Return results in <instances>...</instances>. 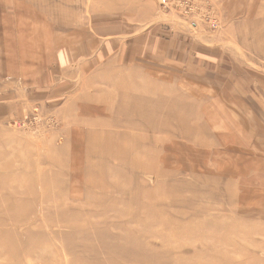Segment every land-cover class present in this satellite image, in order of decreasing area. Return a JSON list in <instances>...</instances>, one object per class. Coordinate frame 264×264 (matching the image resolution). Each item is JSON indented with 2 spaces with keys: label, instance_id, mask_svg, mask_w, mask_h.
Returning <instances> with one entry per match:
<instances>
[{
  "label": "rangeland",
  "instance_id": "1",
  "mask_svg": "<svg viewBox=\"0 0 264 264\" xmlns=\"http://www.w3.org/2000/svg\"><path fill=\"white\" fill-rule=\"evenodd\" d=\"M2 1L9 53L16 24L46 58L67 55L72 38L57 81L73 77L53 104L0 108V244L16 250L7 261L264 264V0H216L214 31L159 0ZM121 4L140 16L131 35L118 32ZM161 35L173 56H155ZM25 90L5 86L0 100Z\"/></svg>",
  "mask_w": 264,
  "mask_h": 264
},
{
  "label": "crops",
  "instance_id": "2",
  "mask_svg": "<svg viewBox=\"0 0 264 264\" xmlns=\"http://www.w3.org/2000/svg\"><path fill=\"white\" fill-rule=\"evenodd\" d=\"M144 2V1H136V0H129L130 2ZM145 3V2H144ZM159 3V2H158ZM7 1L0 0V12L3 9H7ZM124 9L121 11H116L115 14H118V17H120L122 23L120 26V36H127L131 35V25L130 23L138 22L137 18L140 16L134 14L132 11L131 4H121ZM120 6V8L122 7ZM7 11V10H5ZM148 15V14H147ZM153 20H162L165 17L160 13L159 10L155 8V11H152L151 13ZM185 22V21H184ZM187 24V22H186ZM189 24V23H188ZM187 24V25H188ZM18 24H16L15 29V35H16V54H10L9 48L14 43L13 41H9L10 39V29H12V26L10 27L8 22V16L0 15V88H4L5 86L7 88L9 87H25V91H22L21 97L17 92L10 93L9 91L5 94L4 100H0V102H3L0 104V108L3 111H6V113H11L10 111L15 110V107H18V105L12 103L13 100H21L22 105L20 108L22 109L23 105L25 106H33L34 104L40 103L41 101L45 102L48 101L50 104H53L55 102V98L59 95L65 94L70 88H71V82L69 83V80L71 81L72 73L67 75L68 70L64 72V76H60L61 79H63V82H58L57 77L60 73H58V63L63 64L67 61V57L69 60H71V50H72V43L71 40L69 43H67L66 46V54L62 55L61 57L57 58L56 49H54L53 54H49L48 58H46V54L40 53V47L38 46L37 40L35 38L32 39V45H27L26 49V41L24 34L20 32L18 29ZM54 36L55 33V27H52ZM189 31H194L190 27H188ZM198 29V28H196ZM123 30H126L128 32H122ZM158 31V28H157ZM117 32V33H118ZM160 32L163 34L164 31L160 30ZM116 33V32H115ZM72 35V34H71ZM177 34H175L176 36ZM172 34L173 39L175 37ZM72 37V36H71ZM54 38V37H53ZM160 41L154 45V54L155 56L160 57H169L173 56V51L170 50V41L166 38H163V35L160 37ZM27 43H29L27 41ZM40 44V43H39ZM31 48L32 50H28ZM152 49V47H151ZM178 57L182 56L181 54H176ZM11 57V59L9 58ZM16 57V61H14ZM16 62V74H10V67L12 63ZM57 63V64H56ZM53 65H56L55 68H52ZM72 72V71H70ZM82 74V72H81ZM61 81V80H60ZM2 96L0 91V97ZM21 98V99H19Z\"/></svg>",
  "mask_w": 264,
  "mask_h": 264
},
{
  "label": "built area",
  "instance_id": "3",
  "mask_svg": "<svg viewBox=\"0 0 264 264\" xmlns=\"http://www.w3.org/2000/svg\"><path fill=\"white\" fill-rule=\"evenodd\" d=\"M159 4L163 9L175 11L194 28L201 25L213 31L221 28L216 0H159Z\"/></svg>",
  "mask_w": 264,
  "mask_h": 264
},
{
  "label": "bare ground",
  "instance_id": "4",
  "mask_svg": "<svg viewBox=\"0 0 264 264\" xmlns=\"http://www.w3.org/2000/svg\"><path fill=\"white\" fill-rule=\"evenodd\" d=\"M104 95H105V94H104ZM126 95H127V94H126ZM119 97H120V96H119ZM123 98H125V97H123ZM175 118H176V117H175ZM169 119H170V118H167V120H169ZM169 121H170V120H169ZM130 122H131V121H130ZM178 126H179V125H178ZM180 127H181V126H180ZM148 128H149V126H148ZM178 128H179V127H178ZM104 129H106V128H104ZM112 130H113V128H112ZM181 130H182V127H181ZM105 131H106V130H105ZM109 131H110V130H109ZM113 131H114V130H113ZM101 132H104V130H103V131L101 130ZM176 132L178 133L177 130H176ZM181 132H182V131H181ZM179 133H180V131H179ZM108 134H109V133H108ZM108 134H105V135L109 136L110 134H109V135H108ZM181 134H182V133H181ZM105 135H104V137H105ZM183 135H184V134H183ZM111 136H112V134H111ZM111 136H110V137H111ZM179 136H180V135H179ZM110 137H109V138H110ZM124 137H125V136H123V138H124ZM102 138H103V137H102ZM102 138H101V139H102ZM104 139H105V138H104ZM111 139H112V138H111ZM111 139H110V140H111ZM99 140H100V139H99ZM107 140H108V138H107ZM102 142L105 143L104 140H102ZM108 142H109V141H108ZM110 143H111V141H110ZM112 143L114 144L113 141H112ZM113 144H112V145H113ZM134 144H135V146L137 145L136 142H135ZM162 144H163V143H162ZM122 145H123V144H121V146H122ZM113 146H114L115 151H119V149H123V150H125L124 148H120V145H119V144L117 145V149L115 148L116 144H114ZM113 146H112L111 148H113ZM128 148H129V147H128ZM99 151H100V152H104V151H106V149H105L104 151H102L101 149H99ZM126 152H127V149H126ZM122 153H125V152H122ZM161 153H162V152H161ZM149 154H150V153H149ZM144 155H145V153H144ZM128 158H129V157H128ZM167 158H168V156L165 157V155H159V154L157 155V161H158L157 163H160V165L163 166V167L160 166L163 170H165V169L167 168V167H165V166L163 165V164L166 163ZM102 159H103V157H102ZM105 159H106V158H105ZM147 159H148V158H147ZM115 160H116V159H115ZM135 160H136V159H135ZM155 168H156V166L152 167L151 170H155ZM138 171H141V170H138ZM143 171H144V170H143ZM141 173H142V172H141ZM102 175H103V174H102ZM199 175H200V174H199ZM196 176H197V175H196ZM197 177H198V176H197ZM197 177H196V178H197ZM104 184H105V183H104ZM101 186H103V185H101ZM104 187H105V186H104ZM169 189H170V188H169ZM102 190H103V189H102ZM2 217H3V216H2ZM7 217H8V216H7ZM22 217H23V216H22ZM22 217H20V218H22ZM24 218H25V217H24ZM14 221H15V222H17V221L19 222L20 220L14 218ZM55 226H56V225H55ZM57 226H58V225H57ZM3 228H4V227H3ZM17 229H18V228H17ZM26 229H27V228H26ZM26 229H25V230H26ZM17 231H18V230H17ZM21 232H22V231H21ZM21 232H20V234H21ZM174 232H176V231H174ZM3 235H4V233L0 231V236H3ZM8 238H9V236H8ZM2 239H3V238L0 237V240H2ZM6 239H7V238H6ZM22 240H23V239H22ZM0 243H1V242H0ZM16 243H17V242H16ZM18 243H19V242H18ZM41 243H42V242H41ZM2 244H4V240H2ZM6 245H7V244H5L4 246H2V245L0 244V257H2V256L4 255V257H5V259H6V262L3 263V264H10V262H11V263H14V262H12L11 260L7 261V259L9 258V254H7V253H12V254H13V252H16V250L13 251L12 248H11V250H10V252H9L8 249H7L8 246H6ZM11 245H12V244H11ZM32 245H34V244H32ZM41 245H42V244H41ZM51 245H52V244H51ZM38 246H39V245L37 244L36 247H38ZM47 246H48V245H47ZM47 246H45V247H47ZM11 247H13V246H11ZM18 247H19V244H18ZM29 247H30V246H29ZM41 247H43V246H41ZM50 247H52V246H50ZM31 248H32V247H31ZM48 248H49V247H48ZM48 248H47V250H49ZM14 249H16V247H15ZM20 249H21V248H20ZM35 249H36V248H35ZM45 249H46V248H45ZM31 250H32V249H31ZM33 250H34V246H33ZM33 250H32V252H33ZM38 250H40V248H39ZM42 250H43V249H42ZM53 250H54V249H53ZM53 250L51 249V251H53ZM60 250H62V249H60ZM17 251H18L19 253H22L23 256L27 255V253H26L25 251H22V250H17ZM43 251H44V250H43ZM43 251H42V252H43ZM49 251H50V250H49ZM55 251H56V250H55ZM29 252H30V251H29ZM32 252H31V253H32ZM37 252H38V251H37ZM37 252H36V253H37ZM42 252H41V253H42ZM44 252H45V251H44ZM56 252H57V251H56ZM56 252H55V253H56ZM31 253H30V254H31ZM47 253H48V252H47ZM33 254H35V253H33ZM33 254H32V255H33ZM44 254H45V253H44ZM51 254H52V253H51ZM14 255H15V254H14ZM45 255H47V254H45ZM55 255H57V254H55ZM10 256L12 257V255H10ZM34 256H37V255L35 254ZM25 257H26V256H25ZM25 257H24V258H25ZM31 257H32V256H31ZM38 257H39V258H37V260L40 259L41 256H38ZM15 258H16V257H15ZM33 259H36V257H35V258H32V260H33ZM3 260H4V259H3ZM13 260H14V259H13ZM28 260L30 261V259H28ZM26 261H27V260H26ZM30 262H31V261H30ZM32 262H33V261H32ZM36 262H37V261H36ZM36 262H35V263H36ZM27 263H28V262H27ZM42 263H43V262H42V260H41V263H40V264H42ZM15 264H16V262H15ZM23 264H24V263H23ZM43 264H44V263H43Z\"/></svg>",
  "mask_w": 264,
  "mask_h": 264
}]
</instances>
